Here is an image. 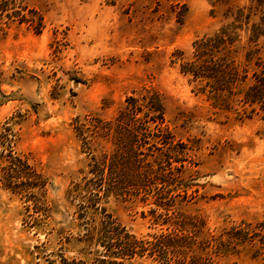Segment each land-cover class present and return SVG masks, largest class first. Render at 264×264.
Returning <instances> with one entry per match:
<instances>
[{"label": "rangeland", "instance_id": "rangeland-1", "mask_svg": "<svg viewBox=\"0 0 264 264\" xmlns=\"http://www.w3.org/2000/svg\"><path fill=\"white\" fill-rule=\"evenodd\" d=\"M256 5L0 0V264H60L62 257L90 262L101 251L86 236L94 221L81 217L69 194L89 175L90 158L75 120L114 121L129 98L146 90L159 94L161 125L172 133V185L151 179L147 191L111 195L108 212L144 241L175 236L180 225L204 256L201 264H264V113H252L244 103L255 65L247 68L245 31H237L241 43L230 53L214 43L238 10L247 14ZM210 39L197 63L196 45ZM232 54L239 79L224 86L213 85L208 76L214 71L203 70L201 77L192 67L222 64ZM140 117L152 131L161 123L144 112ZM91 130L84 135L97 153L111 151L103 134ZM6 141L40 176L36 196L28 193L24 167L12 179L22 191L4 185ZM153 144L144 151L157 168L169 146L148 150ZM137 261L159 264L149 257Z\"/></svg>", "mask_w": 264, "mask_h": 264}, {"label": "trees", "instance_id": "trees-1", "mask_svg": "<svg viewBox=\"0 0 264 264\" xmlns=\"http://www.w3.org/2000/svg\"><path fill=\"white\" fill-rule=\"evenodd\" d=\"M258 12L259 21L252 22L253 16ZM236 15L235 21L222 29L214 43L220 48L223 47V50L232 51L231 48L235 44L241 43L236 37L237 31H245L247 42L242 49H246L245 60L249 63L247 68L252 65L255 67L252 69V83L245 91L244 103L252 108V113L258 110L264 113V0H257L256 7L252 6L249 13L246 14L244 9H240ZM211 44L213 40L210 39L196 45L197 63ZM232 55L233 60L225 59L222 64L211 61L206 67L204 65L198 67L196 64L192 67L198 70L196 72L200 74L198 76L204 74L203 70L214 71L217 75L208 76L213 79V85L224 86L227 82L231 83L239 79V71L235 66L236 57ZM243 78H247V75ZM127 103L114 121L103 122L97 117L85 122L75 120V128L82 136L84 152L90 158L89 175L74 183L69 194L71 201L78 203L81 217L87 221H94L87 229L90 232L86 236L90 243L101 246L102 249L94 252L90 262L62 257L60 264H143L137 260L145 257L159 264H172V260L176 264H184L188 258L191 259L192 264H201L204 256L196 252L195 243L191 242L192 238L182 235L187 229L182 230L179 225L175 236L168 233L155 237L152 241H144L117 222L107 210L106 204L111 195L118 197L132 195L134 194L132 188L146 190V182L151 179L159 180L162 187L172 185V133L167 128H162L163 104L159 94L146 90L140 98L131 97ZM143 112L147 117L151 115V121L161 122L156 125V131L146 127L145 120L140 117ZM85 129H92L95 135L103 134L104 139L111 144V151L101 150L97 153V147L85 138ZM151 142L156 145L161 144V147L153 144L148 150L150 148L161 150L169 146L165 154L166 158H160L158 163L155 161L157 168L147 161L148 153L144 151L145 146ZM5 143H8V148L6 159L2 158L6 162L2 177L4 185L22 191V184H17L12 179L19 178L15 175H18L24 167L28 170V177L31 179L25 184L29 188L28 193L31 198L36 196L35 188L43 186L40 176L13 155L12 141ZM176 156L174 158H177ZM157 190V194L160 195L161 188Z\"/></svg>", "mask_w": 264, "mask_h": 264}]
</instances>
